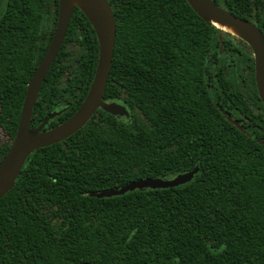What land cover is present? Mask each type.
<instances>
[{"label": "trees", "instance_id": "16d2710c", "mask_svg": "<svg viewBox=\"0 0 264 264\" xmlns=\"http://www.w3.org/2000/svg\"><path fill=\"white\" fill-rule=\"evenodd\" d=\"M108 1L116 34L103 99L128 114L98 108L27 157L0 198V264H264V105L250 47L186 0ZM214 2L264 34V0ZM57 12L58 0H0V160ZM97 58L95 32L76 7L31 127L60 111L45 129L53 127L78 108ZM195 166L175 187L91 195Z\"/></svg>", "mask_w": 264, "mask_h": 264}, {"label": "water", "instance_id": "95a60500", "mask_svg": "<svg viewBox=\"0 0 264 264\" xmlns=\"http://www.w3.org/2000/svg\"><path fill=\"white\" fill-rule=\"evenodd\" d=\"M186 1L202 20L214 26V22L217 21L234 27L236 34L216 26L248 44L254 58L256 89L264 105V34L260 28L249 19L237 16L219 6L214 0ZM76 7L84 13L97 38L98 58L92 81L82 102L68 118L45 129L48 121L60 113V111H53L47 114L37 126L31 127V116L42 82L63 43ZM115 34V15L108 0H58V13L52 38L26 85L15 136L8 151L0 160V198L15 185L27 157L34 150L60 142L74 134L86 124L98 108L112 115L128 114L121 103L103 99L113 58ZM227 118L231 120L229 115ZM233 123L241 128L236 121ZM198 171L199 167L195 166L172 178L147 177L132 180L119 187L92 192L91 195L110 197L135 189L175 187L189 182Z\"/></svg>", "mask_w": 264, "mask_h": 264}, {"label": "bare ground", "instance_id": "6f19581e", "mask_svg": "<svg viewBox=\"0 0 264 264\" xmlns=\"http://www.w3.org/2000/svg\"><path fill=\"white\" fill-rule=\"evenodd\" d=\"M214 24H215V26H218L219 28L224 29L226 31H229V32H232V33H235V34L237 33V31L232 26H228L226 24H222V23L217 22V21H215Z\"/></svg>", "mask_w": 264, "mask_h": 264}, {"label": "rangeland", "instance_id": "374dc122", "mask_svg": "<svg viewBox=\"0 0 264 264\" xmlns=\"http://www.w3.org/2000/svg\"><path fill=\"white\" fill-rule=\"evenodd\" d=\"M7 138L5 131L0 127V144L4 142Z\"/></svg>", "mask_w": 264, "mask_h": 264}, {"label": "flooded vegetation", "instance_id": "af4514ba", "mask_svg": "<svg viewBox=\"0 0 264 264\" xmlns=\"http://www.w3.org/2000/svg\"><path fill=\"white\" fill-rule=\"evenodd\" d=\"M58 13V12H57ZM57 19V18H56ZM251 21V20H250ZM252 22H254V21H252ZM56 23V22H55ZM255 24H256V22H254ZM257 25V24H256ZM54 29H55V27H54ZM54 32V31H53ZM53 35V34H52ZM51 38H52V36H51ZM51 40V39H50ZM50 43V42H49ZM49 45V44H48ZM48 47V46H47ZM47 49V48H46ZM46 51V50H45ZM45 53V52H44ZM43 56V55H42ZM41 59V58H40ZM40 61V60H39ZM258 93V92H257ZM53 112V111H52ZM47 126V125H46ZM45 126V127H46ZM48 129V128H47Z\"/></svg>", "mask_w": 264, "mask_h": 264}]
</instances>
